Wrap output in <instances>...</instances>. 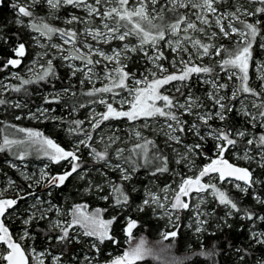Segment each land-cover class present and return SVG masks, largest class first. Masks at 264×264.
Masks as SVG:
<instances>
[{
  "label": "snow or ice",
  "instance_id": "6c2138e0",
  "mask_svg": "<svg viewBox=\"0 0 264 264\" xmlns=\"http://www.w3.org/2000/svg\"><path fill=\"white\" fill-rule=\"evenodd\" d=\"M3 6L13 19L0 23V72L21 69L30 46L39 51L0 80V106L27 107L4 94L52 84L66 67L70 79L79 74L80 91L52 84L44 103L83 96L69 115L89 114L30 111V119L64 125L76 138L70 148L39 130L0 127V153L49 162L38 172L8 162L22 182L4 173L0 185V264H219L225 253L230 264H264V60L257 58L264 0H0ZM114 121L127 122L123 136ZM70 183L80 201L54 203L51 190ZM141 214L166 222L158 239L137 234ZM184 214L196 240L187 246L179 244ZM217 232L222 245L205 243ZM108 246L118 254L105 256ZM178 246L186 247L181 255Z\"/></svg>",
  "mask_w": 264,
  "mask_h": 264
},
{
  "label": "trees",
  "instance_id": "16d2710c",
  "mask_svg": "<svg viewBox=\"0 0 264 264\" xmlns=\"http://www.w3.org/2000/svg\"><path fill=\"white\" fill-rule=\"evenodd\" d=\"M40 14L44 15V12H40ZM12 19H13V14H12L11 8L8 6L0 7V23H2L3 21H9L10 22ZM9 27H12L11 24H9ZM12 30L15 31V28H12ZM23 39L27 43V41H28L27 34H24ZM5 50H6L5 55L11 54L10 51H7V46H5ZM31 50H32V46H30L28 49L29 55L31 53ZM258 52H259V50H258ZM260 54L258 55V57L260 56ZM29 55L25 58L24 64L21 65V69H18V70L21 71L23 69V67L25 66V64L29 60ZM55 63H57V65H58V61H56ZM9 70L10 69L5 70L4 72H0V76L4 75ZM57 71L59 73L60 79L52 81V84L55 85V89L70 86L71 83L68 81L69 75H68L67 71L65 69H61L60 67L57 68ZM11 83L15 84L18 82L15 80H12ZM52 84L42 83L40 85H31V86H29L28 94H25L24 92H21V93H11L10 92V93H5L4 96H8V97H12V98L17 97V98H21V99L24 98L27 100V102L31 106H35L39 102L44 103V98L42 97L41 93L47 89L52 90L53 89ZM74 90L79 92L80 91L79 86L75 87ZM41 98H43V99H41ZM76 99H78L81 102H86L88 98L83 97V96H80L78 98H69V97L65 96L61 100L60 103H53V104H46V105H48V107L50 109L51 108L54 109L57 113L62 112L65 115L64 117H66L65 119H82V117H84L83 115L85 113L86 108L79 109L78 113L73 115V116L69 115L71 102H72V100H76ZM3 107L4 106H0V110H3ZM4 108H6V111L4 113H3V111H0V127H3L5 124H12V125H17L18 127H23V126H26L28 124V123H25L24 117H22L20 120H17L15 118V115L19 112L18 109L16 110L10 105H6ZM34 126L41 128L49 137L53 138L54 140H56L58 143H60L62 146L66 147V148H70L73 141L76 139L75 137H69L67 132L64 130L63 126H62L63 128L59 127L56 129L54 127V124L51 121H47V122L43 123L42 125L40 124V125H34ZM7 130H11V129H7ZM157 139H158V142H161V140L159 138H157ZM35 156H36L35 154H32V155H30V158L34 159ZM9 158H12V156L9 153H7V152L0 153V168H1L0 170L1 171L2 170L7 171L8 173H10L12 175V177L15 180H17L18 182H22L21 178L17 175L15 170H13L6 163H4V161L9 159ZM50 168L53 172H55L56 170H58L60 168V166L50 165ZM139 179L141 181L146 182L145 174L143 172H141L139 174ZM167 180H168V177L163 176L157 182L164 183ZM52 199L56 203H64L65 200H67L68 202H70V201L79 202L80 201V197L77 195L76 188L71 183L63 189H54L53 193H52ZM86 199L91 200V198H86ZM93 206H95V203H93ZM21 207H24V205L22 204ZM141 218H142V227L140 229L136 230L137 234L147 235L148 238L152 239V240L158 239V231L164 227L166 222L164 220H157L154 217H151L150 214L148 216H144L143 214H141ZM184 219H186V217H184ZM183 225H186L185 220L182 222L179 244H183L185 246H187L189 244H195L196 240H195V237L193 236L192 232L187 227L185 228ZM17 227H18V225H17ZM233 235H235V233ZM224 239H225V235L217 232L216 237H212V236L205 237V243L216 242V243H219L222 245L224 242ZM76 247L78 249L80 248V246H76ZM175 251H176L177 255H181V254H183L184 251H186V247L180 248L178 246ZM107 252H112L113 255L118 254L117 250L112 248L111 246H108L106 248L105 256L107 255ZM104 258H105L104 256L101 257V259H104ZM144 264H155V262L152 260H147L144 262ZM219 264H230L229 256L226 253L222 254L219 257Z\"/></svg>",
  "mask_w": 264,
  "mask_h": 264
},
{
  "label": "rangeland",
  "instance_id": "374dc122",
  "mask_svg": "<svg viewBox=\"0 0 264 264\" xmlns=\"http://www.w3.org/2000/svg\"><path fill=\"white\" fill-rule=\"evenodd\" d=\"M68 11H71V9H69ZM60 26H63V25H60ZM35 51H39V49L32 47L31 53H30V55H29V60H28V62L25 64L24 67H26V66L29 64V62H30V60L32 59V56H33V54H34ZM257 58H258V59H261V60H264V52H261L260 56L257 57ZM59 64H60V62L58 61V65H59ZM24 67H23V68H24ZM60 68H61V69H65V70L67 71L68 75H69V71H68V69H67L66 67H60ZM12 71H20V70H18V69H10L7 73H5L4 75H1V76H0V80H3V81H5V82H8L7 80H5V78L8 77ZM253 75H254V73H253ZM79 79H80L79 74H78L77 77H75V78H71V79L68 78V81L71 83L70 85H73V86H74V87H73V90H74L75 87H77V86H79V88H80V85H79V83H78ZM11 81H12V80H11ZM11 81H10V82H11ZM254 83H256L255 80H254ZM97 86H99V85H97ZM85 87H88V86L86 85ZM63 88H64V87H63ZM63 88L55 89V91H59V90H61V89H63ZM52 91H54V89H52V90H50V89L45 90L44 92L41 93V94H42V97L44 98L45 95L49 94V93L52 92ZM74 91H75V90H74ZM5 98H6V99H9L10 102H16V101H19V102H21L22 104H24V103L27 104V107L19 108V109H18L19 112L15 115V117H16V116H20L21 118L24 117V119H25V123H28L26 126H23L24 128H31V129H34V130H39V131L43 132L46 136H48V135H47V134H46L41 128H39V127H35L34 125H40V124L42 125L43 123H45V122H47V121H51V122L54 124V127H55L56 129L59 128V127H61V128L64 127V125H62L59 121H55V120H52V119H47V120H43V119H42V120H34V119H30V118H29V113H30V111H35L37 107L49 108L48 105L44 104L43 102H39L37 105H35V106H31V105L27 102V100L24 99V98H22V99H21V98H17V97L12 98V97H8V96H5ZM43 98H41V99H43ZM41 99H40V100H41ZM9 105L11 106V103H10ZM5 106H6V105H4V107H5ZM4 107H3V110H0V111H3V113L6 111V108H4ZM7 107H8V106H7ZM94 107H97V110H100L98 106H94ZM13 108H14V107H13ZM14 109L17 110V108H14ZM49 109H50V108H49ZM51 109H52V108H51ZM88 114H89V109L86 108L85 113H84V115H83L84 117H82V119H85L86 116H87ZM48 116H49V117H63V118H66V117H64L65 115H64L62 112L57 113L56 111H50V112L48 113ZM112 124H113L114 126L119 127V128L122 129V131L120 132V135L123 136V135H124V131H123V130H126L127 127H128L127 122H126V121H114V122H112ZM62 126H63V127H62ZM102 129H103L104 131H107V129H106L104 126H102ZM7 131H11V130H7ZM98 131H99V130H98ZM21 135H22V134H21ZM159 139H160V138H159ZM161 142H162V141H161ZM9 161H11V162L17 164L19 168L24 169V170L27 171V172H38L39 169H40L41 167H43L44 164L49 163L46 159H43V158H37V156H35L34 159H31V158H30V155H29L28 157H26V159H25L24 161L15 160L14 157H12V158H9V159L5 160L4 163H6V164L9 166V163H8ZM0 169H1V168H0ZM13 170H14V169H13ZM15 172H16L17 175L19 176V172L16 171V170H15ZM4 173H7V176L13 178L12 175H11L10 173H8L7 171H5V170H2V171H1V170H0V185H2V184L5 183V180H4V178H3ZM19 177H20V176H19ZM13 179H14V178H13ZM157 183H159V182H157ZM159 184L162 185L163 183H159ZM53 190H54V189L51 190L52 193H53ZM36 191H37L42 197H44V198H49V197H47V191H48V189H45V188H38ZM50 198L52 199V197H50ZM52 200H53V199H52ZM65 201H67V200H65ZM53 202H54V200H53ZM70 202H72V201H70ZM29 203H31V201H29ZM54 203H56V202H54ZM64 203H65V202H64ZM186 216H187V214H184V216H182V221H181V223H182L184 220H185L186 224L188 223V220H187V219H184V217H186ZM185 228H186V227H185Z\"/></svg>",
  "mask_w": 264,
  "mask_h": 264
}]
</instances>
